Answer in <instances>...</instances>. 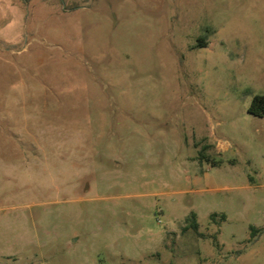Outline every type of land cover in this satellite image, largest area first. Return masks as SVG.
Masks as SVG:
<instances>
[{
    "label": "rangeland",
    "instance_id": "rangeland-1",
    "mask_svg": "<svg viewBox=\"0 0 264 264\" xmlns=\"http://www.w3.org/2000/svg\"><path fill=\"white\" fill-rule=\"evenodd\" d=\"M256 94L264 0H0V264H264Z\"/></svg>",
    "mask_w": 264,
    "mask_h": 264
},
{
    "label": "trees",
    "instance_id": "trees-1",
    "mask_svg": "<svg viewBox=\"0 0 264 264\" xmlns=\"http://www.w3.org/2000/svg\"><path fill=\"white\" fill-rule=\"evenodd\" d=\"M249 113L255 116L263 117L264 116V94H256L253 97L251 105L249 107ZM212 218L216 217L215 214L211 215ZM225 219V216H223ZM189 221V228L193 229L194 231H199V222L198 216L195 212H192L191 215L188 217ZM252 228V234L255 235L258 232L256 227Z\"/></svg>",
    "mask_w": 264,
    "mask_h": 264
}]
</instances>
